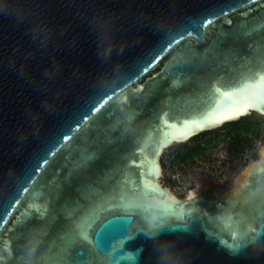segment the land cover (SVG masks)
I'll return each mask as SVG.
<instances>
[{"label": "water", "instance_id": "obj_1", "mask_svg": "<svg viewBox=\"0 0 264 264\" xmlns=\"http://www.w3.org/2000/svg\"><path fill=\"white\" fill-rule=\"evenodd\" d=\"M251 112L264 0H0V264H264V152L214 218L158 185Z\"/></svg>", "mask_w": 264, "mask_h": 264}, {"label": "flooded vegetation", "instance_id": "obj_2", "mask_svg": "<svg viewBox=\"0 0 264 264\" xmlns=\"http://www.w3.org/2000/svg\"><path fill=\"white\" fill-rule=\"evenodd\" d=\"M263 152L264 115L251 112L163 149L158 185L183 205L184 218H214L240 209L247 182L251 190L260 188L253 173Z\"/></svg>", "mask_w": 264, "mask_h": 264}]
</instances>
